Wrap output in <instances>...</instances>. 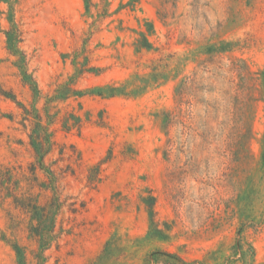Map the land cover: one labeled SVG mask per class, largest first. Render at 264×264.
<instances>
[{
	"label": "rangeland",
	"instance_id": "1",
	"mask_svg": "<svg viewBox=\"0 0 264 264\" xmlns=\"http://www.w3.org/2000/svg\"><path fill=\"white\" fill-rule=\"evenodd\" d=\"M9 17L36 101L7 47ZM143 38L149 48L137 49ZM263 74L264 0H0V264H17L13 244L34 264L35 249L2 180L50 196L6 93L44 112L65 86L79 96L50 112L82 126L50 128L57 147L43 165L70 170L46 264H264Z\"/></svg>",
	"mask_w": 264,
	"mask_h": 264
},
{
	"label": "trees",
	"instance_id": "2",
	"mask_svg": "<svg viewBox=\"0 0 264 264\" xmlns=\"http://www.w3.org/2000/svg\"><path fill=\"white\" fill-rule=\"evenodd\" d=\"M8 20L12 24L10 29L5 33L8 50L10 51V54L18 57L16 67L20 71L21 80L30 89L33 99L36 101L40 95V92L33 76L27 71L24 54L20 52L18 48V43L20 42L18 30L16 29V26L10 17ZM141 42L137 44V49L149 48L145 38H143ZM222 50H224V46H219L213 51L222 52ZM193 83V79L188 77L175 91L176 105L179 113L182 112L183 106H190L191 104L190 100L188 99V86L192 85ZM6 94H8L6 97L13 100L17 104L18 109L22 111V120L20 124L24 129L28 130V145L34 153V156L37 160V165L44 169V172L47 176V180L40 187L48 192L50 196L43 203H40L36 199L37 196H33L31 193L21 192L19 186L14 189L8 186L7 182L4 180H2L1 188L2 190L11 194L16 207L24 211V213H26L29 217L30 226L28 230V237L35 243V249L32 251L31 258L33 263L46 264L48 259L46 252L51 249V247L57 246L58 244L59 236L58 232L56 231V222L66 203L65 198H62L61 196L58 183L62 178L61 175L70 170V166L67 165L65 170L61 169L60 173H57L52 167L54 164L48 166L43 165L45 158H47L57 147L56 141L54 139V130H51L50 128L58 120L61 123L62 128L65 130H70L73 128L79 130L82 126V119L76 114L69 112L59 118L58 112H50V107L52 102L62 101L71 95L79 96L80 93L72 90L70 86L57 89L52 96L48 98L46 97L47 100L45 103L44 112H39L34 104H32L31 108H27L22 103L16 101L14 95L11 93ZM167 118L168 116H166L165 120H168ZM165 120L164 125L166 126L167 121ZM71 150H73L71 151L72 154H69L67 153L66 146L59 147L60 160H63L64 157L67 158L66 160H72L73 154L75 153L74 149ZM75 160H80L78 155L76 156ZM262 160L264 162V152L262 154ZM32 169L35 170L34 168ZM6 176L4 175L5 180L10 177V174L8 177ZM88 180L91 182V180H94V177H91L90 175L88 176ZM16 191L19 192L17 193ZM147 201L149 216L152 218L154 198L149 197ZM70 206L75 208L76 205L75 203H72ZM12 246L16 254L17 264H30L27 258L26 250L20 247L18 244H13ZM159 254L160 253L158 252L150 254L148 258L145 259V263L148 261V259L156 261L157 259H154V257L158 256Z\"/></svg>",
	"mask_w": 264,
	"mask_h": 264
}]
</instances>
